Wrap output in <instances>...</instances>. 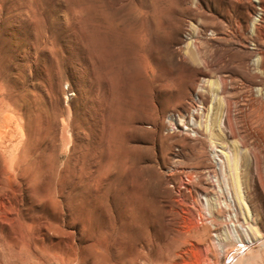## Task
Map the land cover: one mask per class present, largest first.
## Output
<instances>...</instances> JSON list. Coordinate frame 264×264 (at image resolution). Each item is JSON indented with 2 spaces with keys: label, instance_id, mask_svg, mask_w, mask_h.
<instances>
[{
  "label": "rangeland",
  "instance_id": "374dc122",
  "mask_svg": "<svg viewBox=\"0 0 264 264\" xmlns=\"http://www.w3.org/2000/svg\"><path fill=\"white\" fill-rule=\"evenodd\" d=\"M0 264H264V0H0Z\"/></svg>",
  "mask_w": 264,
  "mask_h": 264
}]
</instances>
